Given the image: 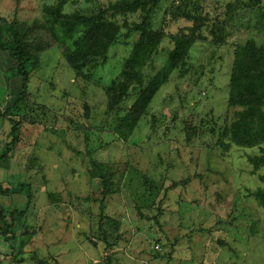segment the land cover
Returning a JSON list of instances; mask_svg holds the SVG:
<instances>
[{
  "label": "rangeland",
  "instance_id": "1",
  "mask_svg": "<svg viewBox=\"0 0 264 264\" xmlns=\"http://www.w3.org/2000/svg\"><path fill=\"white\" fill-rule=\"evenodd\" d=\"M66 1L64 13L92 14L115 0ZM235 1L161 0L150 16V29L164 31V37L140 69L145 86L167 68L174 48L170 35L193 25L182 16L173 18L175 11L187 9L205 16L211 28L225 21L227 4ZM58 2L0 0V15L28 26L43 22L44 8ZM263 6L264 2L261 7L241 8L237 21L227 19L225 45L214 44L209 29H204L205 40L191 49L187 70L183 75L177 70L169 73L147 115L127 139L122 138L118 127L123 123L117 118L125 116L124 108L133 105L143 86L134 78L128 81L131 97L119 110L109 108L106 87L122 80L123 65L140 37L139 32L125 34L142 22L145 12L117 16L123 34L110 48L107 63L94 71L84 70L83 77L77 78L65 60L63 51L73 48V39H65L63 48L44 52L30 77L20 112L12 109L8 114H18L15 120L24 124L19 143L9 153L11 168L0 170V183L16 191L20 183L28 184L33 199L24 218L15 216L10 242L0 236V263L264 264V210L252 195L264 186L259 179L264 167L252 175L248 162V156L260 155V147L232 144L226 152L219 146L231 142L222 136L223 128L241 111L227 106L234 49L249 39L264 46ZM10 68L0 51L1 138L11 126L3 118L5 109L18 99L23 85L21 78H13ZM23 114L26 121L18 118ZM93 160L119 171L113 177L114 189L119 191L105 201L90 174ZM144 176L156 181L163 178L167 188L181 182L166 198L163 193L157 198L155 206L163 202L158 221L153 219L158 210L144 205L142 216L133 203L132 193L141 187ZM26 202L22 193L0 195L4 211L15 205L23 210ZM101 215L122 224L118 240L110 241L116 243L110 250L96 235ZM26 232L30 239L19 250Z\"/></svg>",
  "mask_w": 264,
  "mask_h": 264
},
{
  "label": "trees",
  "instance_id": "2",
  "mask_svg": "<svg viewBox=\"0 0 264 264\" xmlns=\"http://www.w3.org/2000/svg\"><path fill=\"white\" fill-rule=\"evenodd\" d=\"M66 2V0H60L55 6H46L44 8L47 13L45 20L28 26L23 23L9 22L0 15V51L6 55L8 63H11L9 72L12 73L13 78L23 80L18 99L7 105L3 114V118L8 119L11 126L8 132L4 131L5 138L0 136V170L9 171L11 168L9 153L19 143L21 128L24 124H20L19 120H15L18 114H12V116L8 114L12 109L20 112L21 105L27 98L26 93L30 77L39 67L41 55L44 52L57 49V47L63 48L65 39H73V48L66 47L63 51L65 60L77 78L83 77L84 70L94 71L97 67L104 66L107 63L110 48L118 43L120 36L123 34L120 24L116 21L117 16H126L138 11L145 12L142 22L128 29L127 34H125V36H128L130 33L139 32L140 37L133 46L132 55L123 65L120 76L122 80L119 82L114 80L106 87L107 93L110 95L109 108L111 106L119 110L121 109L120 105L131 97L128 81L134 78L139 81L140 87L143 86L136 95L137 99L133 105L124 108L126 111L125 116L117 118L118 123H123L118 127L121 130L120 132H123L122 138L127 139L138 123L147 115L149 105L160 87L168 81L169 73L172 70H177L180 75H183L187 70L191 49L197 42L205 40V36L202 34L203 30L209 29L208 32L214 44L225 45V36L228 35V32H225L227 19L234 18L236 20V17L239 16V9L261 7L264 0H236L233 4H227V18L223 23L219 24L218 22L211 28L207 25L208 22L205 16L191 14L187 9L175 11L173 18L182 16L189 22H193V25L170 35L174 48L168 56L167 68L148 81L146 86L143 83L140 69L148 63L153 49L160 44L164 37V31L150 29V16L156 11L161 0H115L109 2L107 7L97 8L92 14H66L63 12ZM196 11H198V8H196ZM76 36L78 38L74 39ZM9 72H6L4 76L7 86L10 82L8 79ZM123 78L127 80L124 81ZM228 87L227 106L229 108H240L241 111L237 113V119L229 127L223 128L222 136L224 138L229 137L231 142H220L219 146L226 152L230 150L232 144L243 148L260 147L259 156H248V162L253 167L251 174L256 175L264 167V147H262L264 145L263 45H258L255 40L249 39L244 44L235 47ZM24 104L28 106V102ZM18 118L26 121L25 114ZM32 120H30L31 123H33ZM125 131L128 135L124 134ZM118 172L116 167L111 164L94 160L91 162L90 174L92 179L97 180L100 185L103 201L119 191L114 189L113 184V177L115 174H119ZM259 179L264 184V176H259ZM180 183L173 182L167 188L164 186L163 178L156 181L144 176L141 187L132 193L136 197L133 198V203L140 214L144 205L149 210H158L157 216L153 217L154 220L158 221L162 215L160 205L163 202L161 200L158 202V206H155L157 198L159 199L161 193L166 198V193L169 190L176 189L180 186ZM182 183L185 184L184 181ZM24 189L25 191H23ZM19 193L27 197L26 207L23 210L15 207L16 205L7 211L0 209V219L3 221L0 236L7 243L10 242L8 237L9 233H12L15 216L24 218L30 211L29 204L33 198L28 184L20 183L19 190L16 191L12 187L4 188L3 184L0 183V195L12 196ZM252 195L260 208L264 210V186ZM101 208L104 209V206L102 205ZM7 219H9V222ZM98 224L96 235L103 241L105 248L110 250L116 244L110 241L112 239L118 240L122 224L119 221L105 218L104 215L98 218ZM24 227L32 231L29 226L24 225ZM26 233L28 234L25 236V240L19 244V250L30 239L29 232ZM108 261H110V258H108Z\"/></svg>",
  "mask_w": 264,
  "mask_h": 264
}]
</instances>
